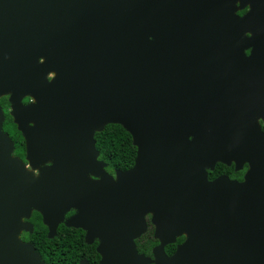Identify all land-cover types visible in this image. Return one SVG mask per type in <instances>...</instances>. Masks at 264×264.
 <instances>
[{
	"label": "water",
	"instance_id": "obj_1",
	"mask_svg": "<svg viewBox=\"0 0 264 264\" xmlns=\"http://www.w3.org/2000/svg\"><path fill=\"white\" fill-rule=\"evenodd\" d=\"M262 40L264 0H0V97L29 163L0 107V264H46L19 237L32 210L49 238L63 223L97 239L99 264H264V133L235 82L257 80ZM108 124L136 148L114 176L94 139ZM219 161L248 162L245 180L209 181ZM147 213L152 258L134 243Z\"/></svg>",
	"mask_w": 264,
	"mask_h": 264
},
{
	"label": "flooded vegetation",
	"instance_id": "obj_2",
	"mask_svg": "<svg viewBox=\"0 0 264 264\" xmlns=\"http://www.w3.org/2000/svg\"><path fill=\"white\" fill-rule=\"evenodd\" d=\"M247 10H248V7H245L242 10H238L237 14L242 15ZM247 36H249V35H247ZM262 39H263V37H262ZM258 45H259V49H258L257 61H258V68L259 69H257V74L252 76V78H254V79L257 78V80H254V81L253 80L252 81L248 80V81H241V82L240 81H235V82L238 85H240L241 87H243L244 90L242 92L244 93L245 101H247V102H249L251 104V106L249 105L247 107L244 116L247 117L248 113H254V118L253 117L252 118L255 120V122L259 126L260 131L262 133H264V40L260 41V43H258ZM249 53H250V48L244 50V54L246 56H248ZM50 77H51V75L48 76V78H50ZM254 88H256V89H254ZM3 97L6 98V100L8 102V106L3 108L1 106V104H0V107H1V110H2V114H3L2 131L4 133H7L9 139L12 141L13 149H12L11 155L13 157H16V158L20 159L24 163L25 167L29 168V163L26 160L25 139H24L22 133L17 129V126L14 123L13 118H12V116L9 113V111H10V104H9V101H8L9 96L8 95H4V96L0 97V99L3 98ZM31 101H32V99L29 96H26V97H24L22 99L21 102H22V104H27V103H29ZM254 102L256 103L255 106L252 105ZM7 115L11 118V121L14 124L16 131L13 130V127H12L11 124L6 122ZM248 123H249V127L251 128L252 127L251 122L248 121ZM260 145H261V143H260ZM98 159H99V155H98ZM99 160H101V159H99ZM45 164L47 165V163H45ZM248 168H249V163L246 162V161L245 162H241L239 164L235 163L234 161H229V163H223V162L219 161V162H216L214 164V166H213V168L211 170L207 171V178H208L209 181H212V180H214L216 178H219V177H226L230 181H233L236 184H240V183H242L245 180L244 179V177H245L244 175L247 172ZM105 170H106V172H108L109 174L114 176L116 169H113L112 171H109L107 169V163H106ZM210 172H211V177H209V173ZM34 173H37L36 170H34ZM260 179H262V178H256L255 180L253 179L252 180L253 185H251L250 188H249V186H246L245 189H242L241 193H240L241 198L242 197L247 198L248 196L249 197L257 196L258 192H255L254 190L259 187L258 184L260 183ZM243 205H247V202H244ZM35 212L39 214V216L41 217V222L43 224V220H42V216H41L40 212L37 211V210H32V212L30 214V217L28 219H23V220L29 221L32 224V226H33L32 231L29 232V231H26V230H22L20 232V235H19V237H20V239L22 241H28V242H31L32 244H33V242L30 239L27 238V235L32 234V232L34 230V224H33L31 219H32L33 214ZM74 212H75V209H71L70 211H68L65 214V218L71 216L72 214H74ZM144 220H145V230L140 236H138L137 238L134 239V243H135V247H136V250H137L138 253H142L145 256L152 258L153 257L152 256V249H153V247H155L156 245L159 244V240L154 237L155 226H154V224L151 221V214L150 213L145 214ZM61 224L64 225L63 223H59L57 228ZM64 226H66V225H64ZM66 227H68V226H66ZM71 228H74V227H71ZM76 229H80L83 232V241H84L85 244L94 245L95 251H96V253L99 256V259L97 261V264H99V260L101 258V255L96 250V247H97V245L99 243L98 240L94 239L92 242L87 243L85 241V231L82 230L81 228H76ZM56 231H57V229H56ZM47 233H48V230H47ZM146 234H147V236L149 238L151 237L150 239H153L155 241V244L151 247L150 253L139 251L138 247H137V243H136V240L141 239L142 236H144ZM53 237H51V238H53ZM184 238H185V235L182 234V235L177 236L173 242L165 244L163 246V249H164L165 253L167 255H171L175 251L176 246L183 242ZM34 247H35V245H34ZM35 249H36V247H35ZM167 249H172V252H170V253L167 252ZM36 251H37V249H36ZM37 252L39 253V251H37ZM39 255L41 256L40 253H39ZM41 259L45 262V260L42 258V256H41ZM81 260H85L88 264H90V262L85 257L79 258L78 262L76 264H78Z\"/></svg>",
	"mask_w": 264,
	"mask_h": 264
},
{
	"label": "trees",
	"instance_id": "obj_3",
	"mask_svg": "<svg viewBox=\"0 0 264 264\" xmlns=\"http://www.w3.org/2000/svg\"><path fill=\"white\" fill-rule=\"evenodd\" d=\"M0 104L3 108L8 106L5 97L0 99ZM6 122L16 131L8 115ZM94 138L99 159L107 163L109 171L126 170L133 165L136 148L132 144L130 134L120 125L108 124L102 131L95 133ZM31 220L34 230L32 234L27 235V238L33 242L47 264H76L82 257L87 258L90 264H97L99 256L95 247L84 243L83 232L80 229L68 228L61 224L57 228L56 235L48 238L47 228L42 224L39 214L35 212ZM150 238L146 234L136 240L139 251L150 253L151 247L155 244ZM167 252H172V249H167Z\"/></svg>",
	"mask_w": 264,
	"mask_h": 264
}]
</instances>
